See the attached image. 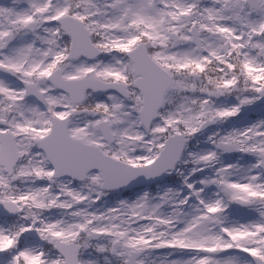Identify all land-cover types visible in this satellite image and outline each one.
<instances>
[{
    "label": "snow or ice",
    "instance_id": "snow-or-ice-1",
    "mask_svg": "<svg viewBox=\"0 0 264 264\" xmlns=\"http://www.w3.org/2000/svg\"><path fill=\"white\" fill-rule=\"evenodd\" d=\"M0 264H264V0H0Z\"/></svg>",
    "mask_w": 264,
    "mask_h": 264
}]
</instances>
